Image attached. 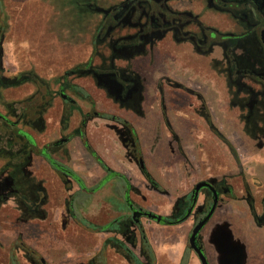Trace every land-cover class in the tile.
Returning a JSON list of instances; mask_svg holds the SVG:
<instances>
[{"label": "flooded vegetation", "instance_id": "obj_1", "mask_svg": "<svg viewBox=\"0 0 264 264\" xmlns=\"http://www.w3.org/2000/svg\"><path fill=\"white\" fill-rule=\"evenodd\" d=\"M69 2L68 6L88 21L90 41L85 55L78 58L85 60L50 78H42L34 71L19 73L12 79L0 76V90L1 87H17L23 82L29 86L24 97L11 99L6 104L0 101V264L59 263L51 253L60 251L55 241L64 236L66 215L71 219L74 214L72 199L61 202L55 196L50 197L47 180L33 174L32 156L45 160L48 151L45 146L38 148L31 144L26 136L33 135L24 128L45 125L47 113L54 110L59 130L51 146L58 149L70 134H81L85 122L98 117L90 93L84 90L86 95H83L67 88L75 85L70 79L89 78L93 88L102 90L114 105L137 111L143 102V86L131 61L163 55L165 59H172V76L164 77L163 83L170 89L194 97L210 124L209 110L202 95L207 87L192 81L189 59H219L213 67L223 75L227 89L233 90L231 106L244 113L241 118L245 128H250L251 135L264 133L260 126L264 121V0ZM112 80L121 85L118 100L109 96L105 88L97 86V83L110 86ZM158 89L164 106L163 85L159 83ZM79 102L88 107L85 113ZM178 102L192 106L184 98ZM75 114L80 117L79 123L65 135L64 131L69 129ZM121 125L124 145L130 156L136 158L134 133L127 123ZM54 175L63 191L70 190L68 187L72 184L79 189L77 180L67 171L54 170ZM212 188L217 193L218 202L208 222L223 202V196L231 195L224 179L212 184ZM201 192L204 199L201 204H195L191 213L195 224L208 213L213 202L209 189L203 188ZM247 196L248 203L253 204L251 196ZM124 201L129 216L111 221L100 233H118L133 240L135 230L141 226L140 219L147 218L144 213L148 211L134 205L127 194ZM262 204L258 219L264 223V195ZM190 206V197L176 202L167 225L183 217ZM136 211L142 213L137 222L132 216ZM197 244L201 246L200 238ZM115 247L113 249L125 264H149L146 251L141 247L138 254L129 248L127 252L118 245ZM99 254L96 252L79 264H107V258Z\"/></svg>", "mask_w": 264, "mask_h": 264}, {"label": "crops", "instance_id": "obj_2", "mask_svg": "<svg viewBox=\"0 0 264 264\" xmlns=\"http://www.w3.org/2000/svg\"><path fill=\"white\" fill-rule=\"evenodd\" d=\"M154 58L133 59L131 61L132 69L139 76L143 86V102L137 111L114 105L102 90L93 88L89 78L75 80L79 82L75 84L90 93L93 100V94L95 93L105 96L108 100L109 105L105 109L103 107L95 109L98 117L85 122L81 134H84L90 147L104 164L112 171L123 175L128 181V185L122 179L108 176L105 173L84 148L80 137L81 134H70L68 140L58 149L51 146L52 142L57 139L59 130L54 110L47 113L45 125H38L36 126L37 128L33 126L25 128L26 131L29 130L28 132L33 135L35 140L36 136H43L42 144H39L37 140L36 143L38 148L45 146L48 153L44 156L45 160L33 155L31 170L39 178L44 177L47 180L50 197L55 196L61 202L63 200L67 201L65 194L70 192V190L63 191L62 185L56 181L54 169L49 164L48 159L67 167L77 175L86 190H83L78 180L72 176L78 182L79 189L77 187L76 192L84 198L103 189L111 179L121 180L126 190L140 196L142 200L145 199L141 195L143 191L141 185L146 191L154 194L156 198H168L170 203H174V206L181 197L186 196L183 201L187 200L194 186L202 181H212V184H214L221 179L226 182L230 180L239 192L243 191L245 187L250 190L248 174L239 170L237 172L236 163L238 158L232 153V150L235 148L234 144L240 141L241 129H243L247 137L258 142L261 141L264 133L262 135L257 133L254 135H257V137L254 138L251 135L250 128H245V124L242 123L241 116L244 113L238 108L231 106L230 99L233 90L227 89L223 75L219 74L217 68L213 67V63L219 59H189L191 66L189 73L192 81L207 87L202 92V95L209 110L211 122L209 124L204 114L201 113L198 102L194 97L185 95L181 91L170 89L163 83L162 79L164 77L172 76V59H165L163 55L155 56ZM118 64L121 65L122 63L118 62ZM63 71L53 72L50 77L57 74L60 75ZM159 83L163 85L164 106L161 103V94L158 89ZM183 98L191 102L192 106L180 104L178 100ZM85 112L83 110V113ZM115 118L123 120L127 123L129 129L133 131L136 149L141 156L142 164L161 190H156L149 185L143 177L136 159L128 154L127 148L122 142L123 139L119 134L122 133V125L115 121ZM260 126L264 132V121L260 123ZM71 129L69 127V129L64 131V134L68 135ZM101 130H106L103 131L107 138L105 142L101 141ZM98 136L99 138L96 139ZM68 156H70L71 160H68ZM253 172L259 177L262 175L260 179L264 181V174ZM92 175L96 180L93 182L92 187H89L88 180H91ZM137 182L141 183V185L138 186ZM60 190L65 195L63 199H60ZM125 194L126 192L123 194V200ZM82 197L80 202L83 199ZM251 197L255 214L259 216L257 198L254 194ZM71 204H74L73 199ZM72 213H74L73 206ZM156 215L167 216L164 211ZM66 217L69 222L70 218L68 215ZM251 217L249 205L243 199L234 201L223 198V202L217 206L211 220L199 232L200 244L207 264H215L213 260L214 249L209 243V236L213 230L223 224L227 225L232 239L244 247L246 254H252L256 251V247L263 237L253 228L254 221L253 217L252 219ZM71 219L73 220V217ZM179 223L181 224L172 227H164L165 224L156 223L159 228L157 237L151 234V229L156 227L154 225H145L144 233L154 253V264H179L183 256V250L177 251V254H172V250L174 248L178 249L180 244L183 245L186 241L188 242L195 222L190 215ZM245 225H249V227L245 228ZM103 235L109 236L111 234ZM115 235L122 234L115 233L112 236ZM139 247H141L140 239ZM111 250H114L113 247ZM189 250L191 254L187 264H201L195 253L190 248ZM115 255L125 264L116 252ZM107 260V264L112 262L111 258ZM79 263L82 262L79 261Z\"/></svg>", "mask_w": 264, "mask_h": 264}, {"label": "rangeland", "instance_id": "obj_3", "mask_svg": "<svg viewBox=\"0 0 264 264\" xmlns=\"http://www.w3.org/2000/svg\"><path fill=\"white\" fill-rule=\"evenodd\" d=\"M70 4L69 0H0V48L2 50L0 55V63L2 65L0 76L6 79H12L19 73L26 74L29 71H34L40 77L47 78L50 77L53 72L57 73L64 69L68 70L79 61H83V59L78 58L85 55L87 51V46L90 41V29L88 21L85 20L83 16H80L78 12H74L68 6ZM75 80L74 78L70 79L73 83H79ZM28 88L29 86L25 82L17 87L14 86L7 89L1 87V103L6 104L9 103L11 99L24 97L28 93ZM93 96L94 109H97V107H103L105 109L109 105L105 96H100L96 93L93 94ZM79 104L83 107L84 111L88 110L85 103L79 102ZM2 113L5 112L2 110ZM45 118H47V116ZM79 119L80 117L75 114L70 121V128L76 127L79 123ZM242 123L244 122L242 121ZM101 131V141L105 142L107 138L103 131L106 130ZM241 131L242 135L240 141L234 144L235 148L232 153L238 158L236 163L237 172L239 170L248 174L247 178L249 179L250 190L245 187L243 191L239 192L235 185L228 180L227 186L231 189V195L223 196V198H225V200L230 199L234 201H241V199H243L248 203L246 199L248 198L247 194L250 196L254 194L257 198L259 209V216L257 217H260L263 210L262 197L264 195V181L260 179L262 175L259 177L253 174V171L264 174V136L261 138V141L258 142L255 139L247 137L243 129H241ZM26 138L30 140L31 144L37 147L36 140L39 144H42L43 140V136H36V140L29 135L26 136ZM98 138L99 136L96 137V139ZM121 138L123 139V134ZM42 149L44 150V148ZM67 158L71 160L70 156ZM93 177L92 175L91 180H88L89 187H92L93 182L96 180V178ZM137 185L139 186L141 183L137 182ZM59 187L61 189L60 184ZM68 188H71L70 192L65 195L67 201L69 199L74 200V204L72 205L74 213L78 218L86 220L98 230L105 227L111 221L118 220L122 216H129V211L123 200V194L125 192L128 199L134 205L140 206L142 209L153 214H160L161 211H164L167 215L165 217H170L174 209V203H170L168 198H156L154 194L146 191L141 185L143 190L141 195L145 199L142 200L140 196L126 190L121 180L116 181L111 179L103 189L85 198L76 192L77 186L75 184H72V186ZM65 195L60 190V199H63ZM81 197L83 199L80 202ZM185 197L186 196L181 197V199L176 202H181ZM203 199L204 195L200 192L197 204H201ZM140 223L144 232L145 225H154L156 228L153 227V229H151V234L154 237L159 235V228L154 221L141 218ZM180 224L181 223L166 224L162 226L172 227ZM65 227L66 231L64 236H60V238L55 241L57 246L60 247V251L51 253L53 259L59 260L58 264H78L79 261L85 262L87 257L96 252L107 259L111 258L112 262H109V264H123L115 255L116 249L111 250L112 247L116 248V243H120L122 246L138 254L140 239V231L138 229L135 230L132 240L122 235L104 236V233H100L99 231L93 232L86 230L72 219H69V222H65ZM244 227L248 228L249 225H245ZM253 228L257 233H260L263 239L258 243L254 253L246 254L244 252V264H264V224L260 226L254 221ZM213 233L214 230L211 234ZM106 239H112L115 242L105 245L104 241ZM209 243H211L214 249L213 260L215 264H235L236 257L233 252H219V249L217 250L215 248V245H217L215 234L212 239L211 235L209 236ZM222 246H224V243H222ZM102 247H104V249H102ZM180 250H183V254L187 253L189 258L191 251L188 248L187 241L183 245L180 244V248H174L172 254H177V251ZM62 257H64L63 262L61 261Z\"/></svg>", "mask_w": 264, "mask_h": 264}, {"label": "water", "instance_id": "obj_4", "mask_svg": "<svg viewBox=\"0 0 264 264\" xmlns=\"http://www.w3.org/2000/svg\"><path fill=\"white\" fill-rule=\"evenodd\" d=\"M110 86L102 85L100 83H97V86L100 88H105L107 90V94L109 96H115V100H118L119 97H121V85L116 81L112 80ZM66 98V96H63ZM120 136H122L121 133H119ZM124 143V140L122 141ZM136 162L142 166V161H137ZM212 181L210 182H199L197 183L194 188L191 191L190 198H191V206L189 209L186 211L185 215L180 219V222L183 221L184 219L188 218L192 210L198 200L199 193L201 189L207 188L212 192L213 195V202L212 205L208 211V213L201 219L199 220L192 228L191 233L188 238V246L189 248L195 253L197 256L198 260L200 261L201 264H207L206 258L203 254V251L201 249V246L197 244V239L199 238V232L201 229L205 226V224L208 222L210 219L211 215L214 212V209L216 207V204L218 202V197L217 193L214 191L212 188ZM142 215L141 211H136L133 212L132 216L134 220L137 222L138 218ZM144 216L147 217V219L154 221L157 224H161L163 221V217L160 215L153 214L151 212H145ZM215 234V239L217 241V245H215V248L219 252L223 251H231L235 254L236 257V262L235 264H244L245 263V255H244V247L237 241H234L231 237V234L228 230L227 225L223 224L221 226H218L215 230L214 233L211 234V239L213 238ZM222 243H224V246H222Z\"/></svg>", "mask_w": 264, "mask_h": 264}, {"label": "trees", "instance_id": "obj_5", "mask_svg": "<svg viewBox=\"0 0 264 264\" xmlns=\"http://www.w3.org/2000/svg\"><path fill=\"white\" fill-rule=\"evenodd\" d=\"M67 88L69 89H74V90H77V91H80L83 95H86L85 94V91L83 89H81L79 86L77 85H71V86H67ZM115 121L119 122L120 124H124V121L119 119V118H115L114 119ZM81 140H82V143H83V146L84 148L87 150V152L95 159V161L99 164V166L105 171V173L108 175V176H111V177H115V178H119V179H122L126 185H128V181L125 179V177L119 173H116L114 171H112L110 168H108L104 162L99 158V156L96 154V152L90 147L89 143L87 142L84 134H81ZM233 152V150H232ZM137 161H140L141 160V156L139 154V152L137 151V156L135 158ZM48 162L49 164L51 165V167L54 169V170H57V171H60V170H64V171H67L71 176L75 177L78 182L80 183V186L83 190H86L85 189V186L84 184L82 183V181L77 177V175L75 173H73L70 169H68L67 167L51 160V159H48ZM140 171L143 175V177L147 180V182L149 183V185L156 189V190H160V187L159 185L151 178V176L147 173V171L145 170L143 164L142 166H140ZM180 202V201H179ZM249 206H250V209H251V215L254 219V221L256 222L257 225H263L264 223L261 222L258 217L256 216L254 210H253V204L252 202L250 201L249 203ZM73 220L81 227H83L84 229L86 230H90V231H93V232H100L102 229H96L95 226H93L92 224H90L89 222H87L86 220L84 219H81V218H78V216L76 214H73ZM125 217H121L119 218L118 220H122L124 219ZM182 218V217H181ZM180 217L178 218V220L174 221L172 224H177L180 222ZM170 219V217H163V223L162 224H167L166 222ZM139 231H140V245H141V248L144 249L146 251V254H147V257L149 259V264H154L155 263V257H154V253H153V250L151 249V246L149 245L148 243V240L146 238V235L143 231V229L141 228V226L138 228ZM115 242L114 240L112 239H107L105 241V245L108 244V243H113ZM119 246V248L121 249H124L125 251L128 252L127 250V247H124L122 246L120 243H116V246ZM102 249H104V247H102ZM131 257H133V255L130 253ZM187 260H188V256H187V253H184L179 264H187Z\"/></svg>", "mask_w": 264, "mask_h": 264}]
</instances>
